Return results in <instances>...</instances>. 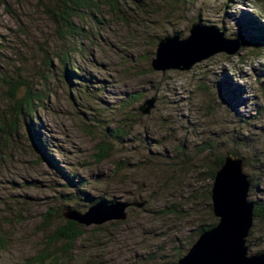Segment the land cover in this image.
I'll return each instance as SVG.
<instances>
[{"label":"rangeland","instance_id":"rangeland-1","mask_svg":"<svg viewBox=\"0 0 264 264\" xmlns=\"http://www.w3.org/2000/svg\"><path fill=\"white\" fill-rule=\"evenodd\" d=\"M82 18L67 81L56 60L49 75L40 61L70 50L68 37H57L34 0H0V264H48L36 260L44 250L60 264L173 262L216 220L206 172L217 157L241 158L247 200L264 202V0H118ZM193 22L244 45L187 72L152 71L156 42L186 38ZM16 79L46 96L35 122L52 166L24 128L8 127L3 81ZM149 97L154 109L142 117L136 108ZM99 142L111 152L96 163ZM84 194L143 206H129L123 221L81 226L69 252L47 245L62 209L93 204ZM245 243L264 255L263 222L252 221Z\"/></svg>","mask_w":264,"mask_h":264},{"label":"water","instance_id":"water-1","mask_svg":"<svg viewBox=\"0 0 264 264\" xmlns=\"http://www.w3.org/2000/svg\"><path fill=\"white\" fill-rule=\"evenodd\" d=\"M222 36L223 32L218 29L193 22L186 38L179 40L177 35H172L156 42L150 69L160 73L169 70L187 72L213 55H234L240 47L238 40ZM154 106L155 98L149 97L138 105L136 111L142 117L148 116ZM242 169L241 159L223 156L209 191L211 215L216 222L196 237L177 264H264V255L248 254L245 243L253 221V204L247 200L249 182ZM129 206L139 209L143 204H91L83 213L65 208L61 217L79 226H97L109 221H123Z\"/></svg>","mask_w":264,"mask_h":264},{"label":"trees","instance_id":"trees-1","mask_svg":"<svg viewBox=\"0 0 264 264\" xmlns=\"http://www.w3.org/2000/svg\"><path fill=\"white\" fill-rule=\"evenodd\" d=\"M34 1L36 6L40 8L43 14L46 16V18H48L49 22L54 28V33L57 35V37L63 40V38L66 35L68 37V40H70V42L72 43V47L70 50L67 49L64 51H57V53H54L51 58L48 57L49 52H47V54L43 53L40 64L42 67H44L46 74L49 75L51 73V68H52L51 61L52 59L56 60L58 64H60L62 67L61 77L68 81L69 73L71 74V71H69V69L73 68L72 63H69L72 60L71 56L74 57L75 55L78 54V51L81 50L80 44L77 40L78 36H80L81 31L76 26L75 21H81L83 19L82 18L83 14L91 13V15H93V12L100 8L113 9L114 6H117L118 0H34ZM236 39L238 40L240 47H242L244 45V41L241 38H236ZM256 42H263V40L252 39L251 41L249 40L247 43H256ZM3 83L8 86L6 96L8 97V100L11 101L9 104V108H7V115L5 117L6 119L9 120L8 122L9 129L15 132L24 128L26 130V133L30 137L33 147L37 151L43 153L46 163L52 166L53 165L52 159L46 151L45 143L37 135L39 129H38V125L35 122L37 116L36 110L40 107L41 103L45 102L46 96L40 94L39 91L37 93L31 92L27 88V85L23 81L18 79L14 81L4 80ZM23 87L25 88L23 90V93L21 95H17L18 91L21 90V88ZM2 117L4 121V116ZM110 152H111L110 144L103 142L97 143L95 145V150L92 156L94 162L100 163L103 160L107 159L108 154ZM225 155H231L233 157H237L233 152H228L220 157H217L215 159L214 165H212V167L209 168V170L206 172L207 173L206 176L209 181H212L213 175L221 165L223 156ZM61 174L63 173L61 172ZM63 175H64V181L68 185H72L73 184L72 176L68 174L66 175L63 174ZM207 195L209 196V193H207ZM84 197L88 203H93V204L106 203V201L102 197L91 198V197H87L85 194ZM108 203H112V202H108ZM251 203L253 204L252 219L264 223V202L252 201ZM208 209L210 210V206H208ZM48 217L49 214L45 213L43 217V221L48 222ZM215 222L216 220L208 225H202L198 227L196 230V237L204 230L212 227L215 224ZM82 235L83 232L81 226L77 225L74 222L64 220V222H62L60 225L54 226L51 229V233L45 238V243L47 245H51L54 244L55 242H59L61 245L65 247L66 251L69 252L71 246L78 239H80ZM194 240L190 243V245L194 242ZM184 254L185 252L182 255ZM182 255L180 256L177 255L176 257L177 259L175 261L166 264H177V260ZM46 258L47 260L50 259L48 261L49 262L48 264H60V261L57 259V257L51 256L45 250L36 260L42 262L43 259Z\"/></svg>","mask_w":264,"mask_h":264}]
</instances>
